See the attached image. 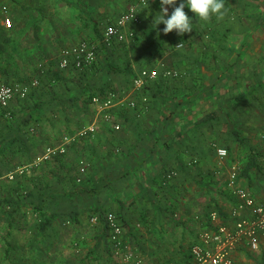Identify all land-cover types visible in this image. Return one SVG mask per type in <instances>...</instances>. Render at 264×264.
Masks as SVG:
<instances>
[{"label": "crops", "instance_id": "crops-1", "mask_svg": "<svg viewBox=\"0 0 264 264\" xmlns=\"http://www.w3.org/2000/svg\"><path fill=\"white\" fill-rule=\"evenodd\" d=\"M2 2L9 7L12 26L3 27L0 17V80H38L29 91L34 90L32 98L39 107L28 125L36 126L40 135L24 141V146L32 147L35 141L32 148L39 150L38 155L45 145L78 127L94 121L95 131L71 143L61 161L39 162L34 177L25 181L24 175V190H45L34 201L47 199L50 208L43 216L31 206L0 210V264H130L112 254L104 226L90 221L94 210L118 216L122 248L137 253L142 264H190V246L200 231L212 226L202 223L206 207L215 203L221 219L230 221L228 212L235 201L226 179L232 163L238 165L239 184L264 203V149L259 140L264 133V0H225L224 18L212 22L227 26V33H190L181 47L166 44L154 53L147 67L159 72L164 64L181 74L164 79L163 86L146 89L149 106L142 113L136 115L127 107L105 121L90 105L83 111L87 119L78 123L76 108L63 97L71 90L69 85L67 90L64 87L70 82L72 66L58 67L59 51L80 36L92 40L93 33L99 45L102 29L97 33L92 28L113 21L129 2ZM138 11L140 21L131 26L134 36L127 49L135 73L151 49L146 48L147 35L155 27L151 12ZM236 24L242 27L234 29ZM120 79L116 76L112 81L116 88L123 85ZM48 92L50 97L45 98ZM31 104L18 96L10 100V111L21 115L17 123ZM113 123L119 129H113ZM217 147L228 150L221 162L216 158ZM17 158L14 162L26 165L24 156ZM81 159L82 183L75 186ZM249 159L252 163L247 167ZM51 171L53 176H48ZM164 175L169 178L162 183ZM50 214L39 229L40 221ZM245 251L233 253L237 263L253 264L258 256L264 263L262 253L246 260Z\"/></svg>", "mask_w": 264, "mask_h": 264}, {"label": "built area", "instance_id": "built-area-1", "mask_svg": "<svg viewBox=\"0 0 264 264\" xmlns=\"http://www.w3.org/2000/svg\"><path fill=\"white\" fill-rule=\"evenodd\" d=\"M133 2L121 12L112 22L106 24L101 33L100 42L105 46H110L113 42H124L133 37L132 25L139 23L140 17L138 9L144 6L149 0H132ZM1 24L5 28L12 26V20L8 15L6 6H1ZM180 44L176 43V45ZM175 45V46H176ZM182 45V44H181ZM95 60V49L93 45L82 41L69 47H63L59 51L58 67L65 68L72 65L80 68L89 65ZM40 66V64H39ZM163 75L177 76L176 70L164 69ZM157 76V71L151 68L140 69L132 79L130 88L126 93L108 92L103 95H94L90 104L96 115L105 121H110L113 117L111 110L115 107L128 106L135 107L136 100L134 93L141 89L148 79ZM38 84L37 78H31L27 83L11 82L0 84V115L10 117L9 102L14 96L25 97L30 88ZM142 100H145L143 97ZM112 128L119 129L118 123H113ZM95 131V122L75 130L72 133H65L58 138L57 142L48 145L32 161L33 165L39 162L52 159L55 155L65 152L68 144L76 138L85 137ZM260 143L264 149V133L260 135ZM216 158L219 162L227 157V149L217 147ZM83 159L79 161L78 172L84 173ZM25 167H18L14 171L6 173L9 179L15 172H23ZM80 176L76 177V181ZM238 165L232 163L228 169L226 188L233 196L234 203L231 206L228 216L230 221L218 219L215 211L210 213L211 227L200 231L197 240L190 246V264H243L237 263L233 253L238 249H246L251 253H262L264 255V203L257 202L252 193L238 182ZM97 215L90 218L92 223L97 222ZM104 223L107 225L108 237L111 248L116 256L121 257L125 263L142 264L141 257L132 250H123L121 243V225L117 217L112 212H106ZM166 264H174L167 262Z\"/></svg>", "mask_w": 264, "mask_h": 264}, {"label": "trees", "instance_id": "trees-1", "mask_svg": "<svg viewBox=\"0 0 264 264\" xmlns=\"http://www.w3.org/2000/svg\"><path fill=\"white\" fill-rule=\"evenodd\" d=\"M177 4L175 6H179ZM146 5H144L146 9H148V7L153 8L150 11H148V12H151V14H154V11H155V13H158L160 11V0H149ZM166 7H168V13L170 15L171 12L173 11V7L172 6H166ZM191 13L188 14L189 18L192 21V27H193V31L191 33H194V34L195 33H206L209 36L212 34H215V33H219V32L227 33V30H228L227 26H223V27L218 26L217 24H214L212 22L215 19H217V17L215 15H213L209 21H202L198 17H196L193 12H191ZM138 14H139V11H138ZM151 14H149V15L151 17L155 18V16H153ZM194 18H196V19L193 20ZM110 22H112V21L108 20L103 25L105 26L106 24H108ZM103 25L96 26L97 33H99L101 29H103L102 28V27H104ZM164 27L165 26L163 24H160L156 27H153V29H151V32L149 33V35H147L150 42L146 45V48L151 47V49L148 50L146 53H147V56H148V53H150V55L148 57L146 56V58H143V60H145V61H143L144 63L141 64L142 67L139 68L136 71V73L142 68H149V69H151V67L154 68L153 66L147 67L149 65V63L152 62L153 57H154L153 56L154 53H156V52L160 53L165 48L166 44L173 45L174 43H178V42H180L182 44V41H184L187 38V35L190 34V33H185L183 35H178L177 32L174 30L173 32L165 35L162 31V29ZM163 35H165V36L163 37ZM133 36H134V30H133ZM132 38H130V39H132ZM89 42L90 41H88V43ZM98 43H99V45L96 43L98 45V48L105 47L106 49H108V51L102 53L101 58H100L101 52L99 50H96V48H94L95 49V60L91 64L83 65L80 68H75L71 65L72 67L69 70V77H68L70 82H65V87H64L67 90L68 89L67 86L69 85L71 90H70V92L66 91V95L63 97L70 101V107L72 106V108L78 109L81 107V109L83 108L82 110H85L86 108L89 109V106L91 105L90 104L91 98L94 95H103V94H106L108 92L126 93L131 86L133 77L136 74L135 71L129 65L130 58L128 57L127 48L125 47L123 42L115 41L110 46H105L100 41ZM101 45H103V46H101ZM118 46L119 47L123 46V48L124 47L125 48L123 51H121L119 49L117 52L115 49H117ZM93 47H95V46L93 45ZM144 64H147V65H144ZM160 66H161V70H159V72L156 68L157 76L153 79H148L145 82V84L141 87V89L138 90L136 93H134V95L137 94L136 97L133 95V98L136 100L135 107H128V106L115 107L111 110V114L114 115L116 113V111L125 109L127 107L131 108L133 110L134 114H136V115L142 113L149 106L148 103H149V96L150 95H149V92L146 91V89L150 88L154 84H156L157 86H163L164 79L169 78V77L178 78L181 74L177 69L167 68L164 64L160 65ZM158 69H160V68H158ZM164 69L176 70L178 72V75L177 76H165V75H163ZM158 74L161 75L162 77L160 78L158 76ZM55 76H58V75L55 73ZM116 76L121 77L120 80L123 82V85H121V88H116V86L113 85V83H112V81L114 80V78ZM33 88L34 87H32L30 89H33ZM32 91H34V90L28 91L24 97V99L26 101L29 100V102L32 104L29 107L28 106L25 107V111H24L25 114H22L25 117L21 122H18V123L16 122L17 117L21 116V115H18L19 113L15 114V113H12V111H10V117H5L3 115H0V164H2L5 167L4 169H6V170H9L13 164L14 165L20 164L19 160L16 161V163L14 162L15 159H18L17 158L18 156L19 157L24 156V158H26V160L29 161L33 158L34 153H35L34 152L35 150L32 148L35 146V141H31L32 147H26V144H25V146L23 144V143H25L24 141H26L28 139H33V137L30 135V133L28 131L29 130L28 122L36 119V110H38V107H39L37 105L35 106L34 101L36 100V98H32V94H33ZM153 93H155V92H153ZM48 97H50V92H48V94L45 96V98H48ZM63 97H61V99ZM143 97L145 98V100H142ZM79 103H81V105H79ZM77 139H79V138H76L74 141H76ZM74 141H72L71 143H73ZM70 144H68V146ZM68 146H67V148H68ZM67 148H66V150H67ZM66 150H65V152H66ZM65 152L58 154V155H55L54 157H52V159L56 160V161L57 160L61 161ZM227 153H228V150H227ZM48 160H51V159H48ZM48 160H45V161L47 162ZM250 160H252V159L248 160L247 167L251 166L252 161H250ZM38 165L39 164H37L36 166H38ZM0 172H1V169H0ZM76 173L77 174L73 178V180H74L73 183L75 186H80L82 183V174L83 173L79 174L78 168H76ZM14 174H16L14 179H16V177H17L16 186L14 188L17 189L20 186L19 189L21 191H19L17 193H13L12 191L7 190L8 193H6V195L9 198L7 196L0 198V210L1 211H3V210L20 211V210H22L21 209L22 207L29 208V206H31V209L37 210L41 214V216H43V214H44L43 211L48 210L50 208L49 200L44 199L43 202H36V201H34V199H41L43 197V195H42V197H35V198H34V196L44 194L45 190H44V192L43 191H36L37 189L25 191L24 190L25 187H22L23 186L22 180L25 179L23 172L14 173ZM77 176H80L79 181H76ZM238 177H239V172H238ZM167 178H169L168 175H164L165 180H163L162 183H165ZM49 194H51V192H49ZM7 205L9 206L8 208L5 207ZM212 206L213 207H209V206L206 207V210H204L202 212V223H203L204 227H208V226L212 225V223H210V220H209L210 219V213L212 211H215L218 214V216H220V218L223 217V214H222L220 208H218V206L215 203ZM94 211H95L94 214H96L98 217L97 222L102 223V225L104 226V228L106 230V236H107V239L109 241L107 225L104 223L103 217H104L106 212H110V211H105V210L104 211L103 210H101V211L100 210L99 211L94 210ZM112 213H114V212H112ZM50 216H53V214H50L48 217L44 216V219L41 220L39 223V229L44 228L46 220L48 218H50ZM116 217H117L118 222H120L117 215H116ZM120 225H121V222H120ZM109 243H110V241H109ZM110 245H111V243H110ZM111 250H112L111 251L112 254L115 255L113 249H111ZM189 250H190V248H189ZM244 253L246 254V256H248L250 258L255 257L252 255L254 253H251L248 251H245ZM189 256H190V252H189ZM190 259H191V257H190ZM190 262H191V260H190Z\"/></svg>", "mask_w": 264, "mask_h": 264}, {"label": "clouds", "instance_id": "clouds-1", "mask_svg": "<svg viewBox=\"0 0 264 264\" xmlns=\"http://www.w3.org/2000/svg\"><path fill=\"white\" fill-rule=\"evenodd\" d=\"M175 5L176 0H160V12L153 20L155 27L160 24L165 25L162 29L165 35L174 30L178 35L193 31L192 21L184 11L185 7H188L202 21H209L213 15L218 20H222L226 14L225 0H184L179 6ZM166 6L173 7L170 15ZM175 47H181V43Z\"/></svg>", "mask_w": 264, "mask_h": 264}, {"label": "rangeland", "instance_id": "rangeland-1", "mask_svg": "<svg viewBox=\"0 0 264 264\" xmlns=\"http://www.w3.org/2000/svg\"><path fill=\"white\" fill-rule=\"evenodd\" d=\"M3 0H0V7L2 6V5H5L6 6V8L7 9H9V7H8V5L7 4H5V3H3L2 2ZM125 2L127 3V2H129L128 3V5H130L133 1L132 0H125ZM1 3H3V4H1ZM177 3H179V0H177L176 1V4ZM11 6H13V7H15V8H17V6L16 5H13L12 3L10 4ZM147 6V5H146ZM127 8V7H126ZM140 8H143V10H145V12L146 11H150L152 8L151 7H148V9H146L145 8V6H140ZM18 9V8H17ZM19 10V9H18ZM184 11H185V13L188 15V14H190L192 11L191 10H188V9H184ZM123 12V11H122ZM160 12V11H159ZM158 12V13H159ZM1 13V12H0ZM9 13H10V11H9ZM156 14L157 13H154V14H152L153 16H156ZM0 17H1V14H0ZM139 17H140V15H139ZM242 26L241 25H239V24H236L235 26H234V29H240ZM93 29V32H97V30H96V27L94 28H92ZM96 30V31H95ZM97 37V36H96ZM92 38V40H90L89 38H88V36H80V39H78L77 41H76V43H72V44H67V45H65V46H63V47H69V46H72V45H75V44H77V43H80V42H82V41H84V42H86V43H88V41H90L88 44L89 45H94L95 47L94 48H96V50H99L100 52H101V55H102V53H104V52H106V51H108V50H105V49H102V48H98V45L96 44V38H95V35H94V33H93V36L91 37ZM131 42H132V40H130V39H128L127 41H124L123 43H124V45H125V47L127 48V49H131ZM62 47V48H63ZM124 47V48H125ZM61 48V47H60ZM124 48H123V46H121V47H119L118 46V48L117 49H115L117 52H118V50L120 49L121 51H123L124 50ZM133 49V48H132ZM38 64V63H37ZM36 64V65H37ZM153 69H155V71H157L156 70V68L154 67ZM33 78V77H32ZM36 78V77H35ZM30 80V79H29ZM1 83H8V82H5V81H3V80H0V84ZM118 90V89H117ZM121 90V89H120ZM22 99H24V97L22 98ZM79 105H81V103H79ZM80 107V106H79ZM9 111H10V108H9ZM84 110H82V109H76V114H75V116H77V118H76V120H77V123H78V121H80L82 118L83 119H87V118H85L86 116H88V114H86V113H84L83 112ZM73 114V113H72ZM86 114V115H85ZM82 127V126H81ZM81 127H78V129L79 128H81ZM29 133H30V135L34 138V139H36L37 140V138H38V136L40 135V131H39V129L38 128H36V126H34V125H29ZM48 145H51V144H49L48 143ZM48 145H45L43 148H45L46 146H48ZM37 147V146H36ZM39 151V150H38ZM37 151V152H38ZM35 153H34V156H33V158L31 159V160H29V161H25L26 163H24V164H26V165H23V164H16V165H12V167L9 169V170H6V169H4L5 167L2 165V164H0V169H1V172H0V195H2V194H6V193H8L7 192V190H10V191H12L13 193H17V192H19V191H21L20 189H19V187L17 188V189H15L14 187L16 186V180H17V177H16V179H14L15 178V176H16V174H13V178H11V179H9L8 177H6V173L7 172H9V171H14L16 168H20V167H25V169H24V171H23V175H25L27 178H26V180L25 181H27V180H29L31 177H34L36 174H37V169L39 168V167H41V165H38V166H36V165H33L32 164V161L35 159V157L37 156V152L36 151H34ZM16 163V162H15ZM43 163V162H42ZM78 164H79V161H78ZM21 165H23V166H21ZM36 166V167H35ZM15 173H18V172H15ZM49 175L48 176H53V172L51 171V172H49L48 173ZM33 179V178H32ZM23 182V181H22ZM25 182H23L22 184H24ZM23 187V186H22ZM6 191V192H5ZM242 255V254H241ZM253 256H255V254H252ZM246 258H244V259H246V260H248V259H250L248 256H245ZM256 257V256H255ZM254 257V258H255ZM259 257V256H258ZM256 258V259H258V260H253V264H259L258 262L260 261V262H262L263 263V258H261V259H259V258ZM264 264V263H263Z\"/></svg>", "mask_w": 264, "mask_h": 264}]
</instances>
